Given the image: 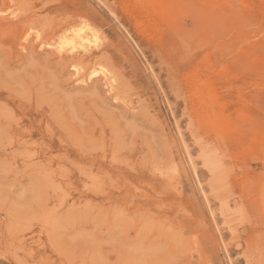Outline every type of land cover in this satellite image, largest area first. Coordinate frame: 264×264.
<instances>
[{
    "label": "rangeland",
    "instance_id": "1",
    "mask_svg": "<svg viewBox=\"0 0 264 264\" xmlns=\"http://www.w3.org/2000/svg\"><path fill=\"white\" fill-rule=\"evenodd\" d=\"M143 1L0 0V264H264V0Z\"/></svg>",
    "mask_w": 264,
    "mask_h": 264
},
{
    "label": "bare ground",
    "instance_id": "2",
    "mask_svg": "<svg viewBox=\"0 0 264 264\" xmlns=\"http://www.w3.org/2000/svg\"><path fill=\"white\" fill-rule=\"evenodd\" d=\"M143 1V0H142ZM149 5H153L156 6L154 7L153 11L160 12L161 16H167V11L165 10L164 6L165 3H163V1H159V0H145ZM144 2V1H143ZM142 2V3H143ZM241 3V2H240ZM145 5V4H144ZM146 7V6H145ZM146 11V10H145ZM142 16V15H141ZM150 21V20H149ZM92 31V30H91ZM28 34V33H27ZM38 35H36L35 39H38ZM59 37V36H58ZM25 39H27V35L24 36ZM59 40V39H58ZM99 44L96 40V38L94 37L93 33H90V30H88L86 27H80L77 28L75 30H71L69 34H64L62 35V37H60V41L57 42V45L55 47V52L56 55L58 56H62L63 54L69 55L70 57H74L76 55L82 54V55H88L93 49L98 48ZM49 48V47H48ZM53 49V48H52ZM44 50V49H43ZM61 59V57H59ZM106 66V65H104ZM71 67L74 71L73 74H75V76H77L81 81H88L91 78L94 77H100V79L104 82V85L106 86V90L108 93L113 92L114 90V85H115V80L114 78L111 76L110 72L108 73V71L104 68V67H100L98 69H93L90 70L89 72H84V68L82 69V67H79L76 63L71 62ZM84 70V71H83ZM111 70V69H110ZM95 79V78H94ZM92 82V81H91ZM105 88V87H104ZM200 97V96H199ZM202 98V97H201ZM208 98V97H207ZM199 100V99H198ZM198 102V101H197ZM203 108V107H202ZM209 110V109H208ZM200 112V111H199ZM200 114V113H199ZM207 115V114H206ZM218 116V115H217ZM214 120V119H213ZM215 121V120H214ZM211 132V129H210ZM207 157V156H206ZM211 157V156H210ZM200 158V157H199ZM216 161V160H215ZM205 163L208 167V169L210 170L211 174L209 176L216 177V173L215 172L216 169L218 168L217 166H215V164L211 163V161H209L207 158L205 160ZM219 163V162H218ZM204 167V166H203ZM223 168V167H221ZM222 169H220L221 171ZM219 175V174H218ZM222 176V174H221ZM219 176V177H221ZM209 178V177H208ZM218 179V178H217ZM213 180L210 179L209 181ZM216 180V179H215ZM214 180V181H215ZM207 181V182H209ZM220 180H218L219 182ZM221 182V181H220ZM222 183V182H221ZM220 183V184H221ZM219 184V183H218ZM217 184V185H218ZM219 184V185H220ZM56 186V185H55ZM211 186V185H210ZM220 187V186H219ZM218 187V188H219ZM214 190H216L214 188ZM216 193V192H215ZM219 199V197H218ZM224 210V209H223Z\"/></svg>",
    "mask_w": 264,
    "mask_h": 264
}]
</instances>
